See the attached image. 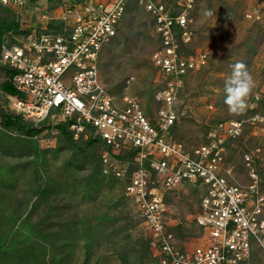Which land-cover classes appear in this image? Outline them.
Returning a JSON list of instances; mask_svg holds the SVG:
<instances>
[{
  "label": "rangeland",
  "instance_id": "374dc122",
  "mask_svg": "<svg viewBox=\"0 0 264 264\" xmlns=\"http://www.w3.org/2000/svg\"><path fill=\"white\" fill-rule=\"evenodd\" d=\"M160 1L189 20L190 40L175 31L181 56H207L181 81L175 137L197 147L217 124L243 121L241 136L226 143V167L234 182L248 185L250 155L264 194V0ZM62 2L31 0L20 10L0 5V25L9 26L3 42L28 45L43 33L62 32ZM156 32L152 15L131 0L100 61L110 93L118 101L138 100L152 119L163 106L157 95L167 87L152 58L160 47ZM237 62L245 65L254 87L245 110L232 113L224 103V82ZM8 73L0 57V264H158L140 208L120 180L103 174L102 145L90 134L76 138L53 116L26 119L14 108L18 95L3 91ZM10 118H21L37 133L10 127ZM202 195L199 185H185L168 196V220L180 238L200 236L195 218ZM253 264H264V256L257 255Z\"/></svg>",
  "mask_w": 264,
  "mask_h": 264
},
{
  "label": "built area",
  "instance_id": "2783aa9c",
  "mask_svg": "<svg viewBox=\"0 0 264 264\" xmlns=\"http://www.w3.org/2000/svg\"><path fill=\"white\" fill-rule=\"evenodd\" d=\"M62 1V32L43 33L28 45L2 42L0 57L12 73L6 82L19 93L14 108L37 122L49 116L64 120L76 138L90 134L102 145L103 174L120 180L140 208L158 264H253L264 256L257 168L246 156L250 183L241 185L226 167V143L241 136L244 122L217 124L197 147L174 135L181 81L207 57L186 59L179 52L175 31L190 40L187 15L160 0H138L154 18L160 47L152 58L167 83L157 95L163 106L152 119L138 100L118 101L100 74L103 49L118 36L131 0ZM30 2L0 0V5L20 10ZM185 185L203 191L197 239L180 238L168 220L167 198Z\"/></svg>",
  "mask_w": 264,
  "mask_h": 264
},
{
  "label": "clouds",
  "instance_id": "9594fccd",
  "mask_svg": "<svg viewBox=\"0 0 264 264\" xmlns=\"http://www.w3.org/2000/svg\"><path fill=\"white\" fill-rule=\"evenodd\" d=\"M208 14L211 15L210 12ZM253 87V78L245 65L240 62L233 64L231 74L224 82V103L228 106V110L232 113L244 111Z\"/></svg>",
  "mask_w": 264,
  "mask_h": 264
},
{
  "label": "trees",
  "instance_id": "16d2710c",
  "mask_svg": "<svg viewBox=\"0 0 264 264\" xmlns=\"http://www.w3.org/2000/svg\"><path fill=\"white\" fill-rule=\"evenodd\" d=\"M9 26L7 24L0 25V52H1V45L3 42V36L5 33V30L8 29ZM12 74L11 72L8 73V75ZM3 91L9 95L16 96L19 95L18 91L13 87V85L10 82H6L3 85ZM9 126L22 131L23 133L31 136L36 134L37 132L34 130H31L27 125H25L22 122L21 118H10L9 119Z\"/></svg>",
  "mask_w": 264,
  "mask_h": 264
},
{
  "label": "water",
  "instance_id": "95a60500",
  "mask_svg": "<svg viewBox=\"0 0 264 264\" xmlns=\"http://www.w3.org/2000/svg\"><path fill=\"white\" fill-rule=\"evenodd\" d=\"M1 85H2V84H1V81H0V90H1Z\"/></svg>",
  "mask_w": 264,
  "mask_h": 264
}]
</instances>
